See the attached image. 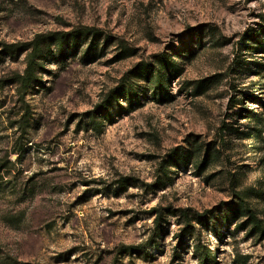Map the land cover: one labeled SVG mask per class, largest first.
Returning <instances> with one entry per match:
<instances>
[{"label":"rangeland","instance_id":"1","mask_svg":"<svg viewBox=\"0 0 264 264\" xmlns=\"http://www.w3.org/2000/svg\"><path fill=\"white\" fill-rule=\"evenodd\" d=\"M84 29L96 56L52 45L20 84L28 51L10 46ZM158 55L175 71L155 96L130 73ZM124 83L138 96L95 131ZM244 205L264 227V0H0V264H200L196 244L264 264ZM184 211L216 219L189 237Z\"/></svg>","mask_w":264,"mask_h":264},{"label":"trees","instance_id":"2","mask_svg":"<svg viewBox=\"0 0 264 264\" xmlns=\"http://www.w3.org/2000/svg\"><path fill=\"white\" fill-rule=\"evenodd\" d=\"M91 39V40H90ZM90 40V42H89ZM103 40V35L99 31L84 29L79 31H74L72 33H55L49 36H41L38 35L34 41L29 43H18L16 45H12L9 48H15L14 51H9L8 54L12 55L14 52H23L28 51L27 54V67L23 76L19 78L20 84L25 87L29 88L33 81L36 78V71L39 67V60L42 58L43 52L46 49H51L53 45L57 51L60 53L64 52L65 46H70L73 44V47L78 46H87L86 56L85 58L94 55H97L99 50L100 42ZM109 39L106 40V45H108ZM123 58V57H122ZM175 71V63L168 59L165 55H158L156 57V62L152 64H142L140 68L132 71L130 73V77L132 76L135 79L145 81L148 86L153 89V94L159 95L163 94L165 91V82L166 78L169 74L174 73ZM129 74L126 76L128 80L131 78ZM129 82V81H128ZM206 83V81L201 82L198 87H202ZM129 83H124L121 87V91H114L110 94L101 104L96 107V110L90 113L91 122H92V129L98 132H102L103 127L105 126L104 122L108 121V113L109 107H111L114 103H118L119 96H122L126 101H131L132 95H137V92L133 89L132 85H128ZM203 92L200 91L196 93L197 95L202 94ZM119 104V103H118ZM192 156L195 159H199L201 154V148L195 149L192 152ZM172 164L174 166H179L180 163H185L189 161V157L187 155H179L174 153L171 156ZM192 158V159H193ZM210 150L207 149L206 151V158L204 159L203 165H207L208 160H210ZM171 166V165H170ZM165 186V185H164ZM240 217H248L249 220L245 225H241L240 227L244 226H253L254 231L257 234L264 235V227L262 225V221L258 219L255 211L250 207L240 206ZM181 217L184 219V222L187 224V227L184 230V233L187 234L189 237L193 236L195 231V227L192 225L193 222H196L198 225L202 226L203 228L210 230L212 220L216 219L212 211H206L203 214L195 213L193 215L189 214L188 212L184 211L181 214ZM229 221V219H227ZM212 230H215L212 227ZM195 254L198 257L200 264H215L216 255L209 251V249L202 248L199 244L194 246ZM132 250H139V248H129L128 251ZM130 253V252H129Z\"/></svg>","mask_w":264,"mask_h":264}]
</instances>
